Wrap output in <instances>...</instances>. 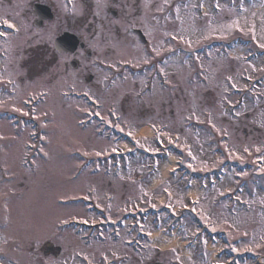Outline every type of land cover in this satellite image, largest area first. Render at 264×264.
I'll list each match as a JSON object with an SVG mask.
<instances>
[{
  "label": "rangeland",
  "instance_id": "rangeland-1",
  "mask_svg": "<svg viewBox=\"0 0 264 264\" xmlns=\"http://www.w3.org/2000/svg\"><path fill=\"white\" fill-rule=\"evenodd\" d=\"M36 1L52 6L56 14V19L42 29L33 27L31 11ZM155 1L129 0L130 6H127L126 0H118V8L112 9L119 13L122 11L120 17L110 18L109 14L102 16V11L113 0H101L99 5L97 0H0V25L8 20L18 29L15 34L6 32V38H0L2 264H84L85 260L96 264H152L156 260L164 264L209 263L204 253L202 256L195 249L181 246L196 231L189 222L188 232L179 234L176 239H170L162 231L154 229L149 222L148 227L160 233L162 239L143 241L146 250L141 254L125 244L133 235L128 232L130 226L122 229V237L117 242L109 237L107 241L93 240L90 244L84 241L82 235H77L74 228H64L67 223L81 218L101 219L100 213L86 210L91 200L96 203L95 207L105 209L106 215L116 220L134 212L135 207L161 208L167 191L170 192V200L167 201L170 206L187 205L189 196L180 181L167 180L169 176L164 161L157 172H151L148 161L130 159L122 165L117 176L113 172L105 174L102 164L96 171L97 168L93 169L90 163L83 161L84 155L97 156L99 151V156H105L119 150V145L107 139L108 132L100 134L96 124L88 128L82 126L87 114L91 113L90 108L85 101L71 97L70 93L88 92L104 105V114H108L109 107H117L121 111V126H130L124 129L132 134L146 130L145 124L149 122L166 127L167 137L178 135L181 148L191 151V156L189 152L185 153L187 162L194 165V169H217L211 151H219L226 144L231 145L228 154L235 160L243 161L251 154L256 156L248 157V162L260 157L264 159V86H259L264 85V77L263 82L258 81L261 84H257L256 80L258 76H264V54L261 52L259 55L260 51H264L260 47L264 43V7L261 6L264 0L244 1L242 10L223 5L219 11L212 8L211 0L204 3L167 0V8L164 7L165 0H159L160 4L156 6ZM202 3L203 11L199 6ZM177 6L180 8L179 19ZM140 9L141 15H138ZM165 9L167 15L161 21L159 17ZM95 15L102 20L97 28ZM127 16L131 18V24L127 23ZM91 24L95 29H101L93 47L99 51L97 58H102L105 63L102 72L93 69L96 76L94 83L86 85L81 77L65 73L63 64L68 58L58 60L61 64L59 71H48V67L32 60L37 49L48 48L52 54L48 60L55 58L57 61L51 48L52 41L67 30L88 40L91 35L86 33V29L91 28ZM229 25L232 27H227ZM117 27L121 33L116 31ZM134 27L142 29L146 35L147 47L130 35V29ZM173 36L177 38L173 39ZM238 36L251 40V44L232 45L231 49L224 46L217 50L206 49L207 44L230 41ZM39 44L42 46L37 47ZM199 47L205 52L199 55L200 58L196 55ZM194 55L199 58L196 62L192 59ZM247 55H252L253 59L246 61ZM159 58L165 61L164 67L160 68L163 74H169V90L167 87L163 89L158 81L156 69ZM50 61H47L48 66ZM125 63L138 69L152 64V69L144 75L136 76L137 72L131 75L132 72L127 69L123 70V75H116ZM36 64L41 65L38 71L35 70ZM107 67H112V70ZM198 67L200 81H191L192 77L198 78L193 76ZM148 79L157 81L151 93H146ZM233 83L236 87L232 86ZM173 84L184 90V97L171 93ZM175 91L177 93L178 90ZM39 94L45 95L43 101ZM139 95L142 97L139 98ZM226 104L233 106L232 116L227 114ZM210 106L216 122L213 129L205 127L206 121L202 116L192 115L193 111L201 113ZM30 120L38 123L43 134L41 141L37 137L36 142L35 137H31L38 130H33ZM224 134L228 135L229 142L222 140ZM142 145L157 151L152 140L142 141ZM165 158L164 154L161 160ZM260 172L264 173V170ZM234 181L230 175L225 184L201 202L200 210L204 214H219L223 218V207L215 209L211 204L217 192L221 194L236 183ZM256 183L261 187L264 180L258 179ZM255 188L256 185L249 181L246 188L248 198L245 199L249 203L254 201L253 213L260 214L257 209L261 208L258 205L264 204V194L258 193L256 200ZM244 217L239 213L233 223H243ZM262 217L249 223L260 222ZM218 223L226 222L219 220ZM241 226L242 233L238 238L261 245L256 235L257 228ZM172 240L176 249L164 251L161 246ZM46 244L60 247L61 256L44 258L41 248Z\"/></svg>",
  "mask_w": 264,
  "mask_h": 264
},
{
  "label": "flooded vegetation",
  "instance_id": "flooded-vegetation-1",
  "mask_svg": "<svg viewBox=\"0 0 264 264\" xmlns=\"http://www.w3.org/2000/svg\"><path fill=\"white\" fill-rule=\"evenodd\" d=\"M128 1L129 0H126L125 4L127 6H130V3ZM116 3H118V0H113V2L111 3V5L108 6L107 9H105L104 11H102V13L103 14L104 13H109L110 15L115 14V18L120 17V14H121L122 11L119 13L116 9H112V8H118ZM125 4L124 3L122 4V6L124 8H125ZM92 12H93V14L95 13L94 11H92ZM103 14H102V16H103ZM95 17H96L95 18V23H96V28H97L98 25H100L102 23V20H100V18L98 17V15H95ZM126 21H127V23L131 24V18L130 17L127 16V20ZM103 26H101V27H103ZM92 30H93V27H91L88 30V32H91ZM98 30H101V29L99 28ZM98 30L95 29L94 36H92V38H91L92 40H94L98 36V34H99V31ZM119 30L120 29H118V27H117V30L116 31L119 32V33H121ZM103 39H105V38L103 37ZM93 46L95 47V43H93V41H89L86 44L85 50H80V51L76 52L72 57H70V58H72L74 60V63L73 64L71 63V65L68 68H67V63H64L63 64V67L65 68L66 72H69L70 71V68H72V67H73L72 69L75 68V70L81 71V75H83L84 73L87 74V71H90V70H93V69L102 72L103 71V65L101 63L102 62L101 60L98 59L96 62L90 63L94 57H96L97 55H99V51H97V49H95ZM87 47L91 51H89L87 49ZM84 52L87 54L86 55L87 63L86 62H83ZM86 74L84 75L85 76L84 79L86 81H89V82L94 81V78L92 76L91 77L90 76H86Z\"/></svg>",
  "mask_w": 264,
  "mask_h": 264
},
{
  "label": "water",
  "instance_id": "water-1",
  "mask_svg": "<svg viewBox=\"0 0 264 264\" xmlns=\"http://www.w3.org/2000/svg\"><path fill=\"white\" fill-rule=\"evenodd\" d=\"M35 9L43 14L40 16L41 19H51V15L49 14L48 9L43 6H36ZM77 44V40L74 36L66 34L61 40L57 42V48L62 52H73L75 50Z\"/></svg>",
  "mask_w": 264,
  "mask_h": 264
},
{
  "label": "snow or ice",
  "instance_id": "snow-or-ice-1",
  "mask_svg": "<svg viewBox=\"0 0 264 264\" xmlns=\"http://www.w3.org/2000/svg\"><path fill=\"white\" fill-rule=\"evenodd\" d=\"M97 2H98V5L101 3V0H97ZM165 3H167V0H165ZM217 8H219V3H218V0H217ZM261 6L262 7H264V3H262L261 4ZM201 7H203V5H201ZM176 12H177V18L179 19V12H180V8H179V6H177V8H176ZM4 23H8V21L7 20H4ZM235 23V22H234ZM10 28L12 27V25L11 24H9L8 25ZM227 27H229V28H231L232 27V25H229V26H227ZM4 35V33H2V32H0V36H3ZM255 35V30H254V26H253V36ZM173 39H176L177 37L176 36H173L172 37ZM205 38H207V37H205ZM181 39H182V37H181ZM260 47H262V48H264V43H261L260 44ZM144 62L145 63H147L148 61H147V59H145L144 60ZM253 70H255V69H253ZM229 80L231 79V77H229L228 78ZM233 87H236V85L233 83V85H232ZM86 95H87V93H85ZM16 111H21L20 109H15ZM25 115H27V113H24ZM96 115H100V113L99 112H97L96 113ZM192 115H195V112L193 111V113H192ZM211 122V121H210ZM213 127H215V125H212ZM115 150V149H114ZM245 151H247V149H245ZM257 151H259V149H257ZM85 154H87V153H85ZM96 155L97 156H99V155H101V153L98 151V152H96ZM189 155L191 156L192 155V153H191V151H189ZM193 158H195V157H193ZM189 167H191V165H189ZM205 167H207V165H205ZM221 194H223V193H221ZM262 202H264V201H262ZM195 203V202H194ZM195 209H193V211H194ZM213 230H215V229H213ZM150 234V233H149ZM177 259H179V257H177Z\"/></svg>",
  "mask_w": 264,
  "mask_h": 264
},
{
  "label": "bare ground",
  "instance_id": "bare-ground-1",
  "mask_svg": "<svg viewBox=\"0 0 264 264\" xmlns=\"http://www.w3.org/2000/svg\"><path fill=\"white\" fill-rule=\"evenodd\" d=\"M143 137H150V131L149 130H146V131H144L143 133ZM170 163H171V165L169 166V169H168V172H170L173 168H174V166H175V164H176V162H177V159L176 158H174V157H172L171 159H170V161H169ZM168 179V178H167ZM200 195V196H199ZM201 195H202V192H199V191H191V196H198V197H196V198H200L201 197ZM156 240V241H159L160 239H162L161 238V236L160 235H158L157 233H154V235H153V240ZM169 242V241H168ZM181 246H184V244L182 245L181 244ZM163 249H166V250H168V249H170V250H172V249H174L175 248V241H171V242H169V244H166V245H164V246H161Z\"/></svg>",
  "mask_w": 264,
  "mask_h": 264
}]
</instances>
